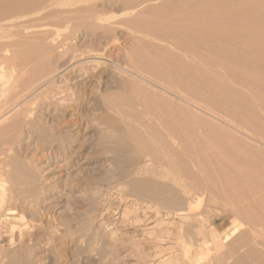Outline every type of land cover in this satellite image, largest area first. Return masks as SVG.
<instances>
[{"label": "rangeland", "instance_id": "obj_1", "mask_svg": "<svg viewBox=\"0 0 264 264\" xmlns=\"http://www.w3.org/2000/svg\"><path fill=\"white\" fill-rule=\"evenodd\" d=\"M0 1V7L3 5V8H0V70L3 69L6 72V78L0 82V264H160V261L165 262L164 264H168L167 262L170 259L163 261V255L167 253V249L168 253L172 252L171 254L174 255V258L171 259L172 264H186V261H190L187 257L183 259L184 256L182 255V251L186 248H190V254L192 256L196 253L197 255L206 253V255L203 254L201 256L200 264H264V113L259 112L263 111L264 108H262V105V107L259 108V105L257 108L261 110H258L255 108L254 104L253 106L251 105L252 103L249 105L248 101H250L251 98L247 97L249 94H245L247 89V91L250 92V97L252 93L256 92L263 93L264 96V90H262V88L264 89V52H262L264 51V0H205L209 5L213 3L208 9L209 11L204 10L207 14L209 13L208 15L211 14L209 17H212L211 19H207L208 15L205 14L206 12L204 13L201 11L203 12L202 14H204L201 15V17H204L203 19H206V21H202V18H200L202 20L199 19L200 23L197 21L196 23L190 21V23H194H192L194 25L192 29H195L193 32L194 36H191L192 33L189 35L190 33L188 34L187 32H184V34L182 31H179L176 24H174L173 19L174 15L178 14L176 13L178 11L180 13L179 15H182L180 18L184 15L188 16L187 12H189L191 8L189 9L187 7L192 6V4H189V2L191 3V0L188 2L189 6L185 4L187 1L185 3L180 2L185 0H171L173 2L170 0H158L159 2L157 0H139L140 2L138 0H132L131 4L129 2L130 0H96V2L95 0H57V3L53 2L54 0H50V2L49 0H43L42 3H39L41 0H37L39 2H35L36 4L31 3L33 0H29L31 5L28 4L30 7L29 5L27 6L25 0H20L21 2H26V5L24 3V8H22L23 3L21 4V2L19 6L16 5L17 3L19 4V2H17L18 0H13L14 3L10 0L11 5L8 0L9 6L5 4L7 3V0H5V2L4 0ZM83 1H86L85 5ZM90 1L93 4L89 3ZM155 1L158 4L162 3V6L160 4L157 5ZM192 1H194L195 4L199 3V0ZM202 1L203 2L201 3L200 0V4L205 3L204 0ZM222 2L225 3L221 4ZM181 3H183V5ZM261 3L263 6H261ZM13 4L17 7L15 8ZM179 4L180 6L177 7ZM195 4L192 6V9L200 5L196 4L195 6ZM76 5H79L81 8H78ZM83 5L86 6V9ZM245 5L250 6H247L245 9ZM20 6H22L21 10H19ZM25 6L27 7L25 8ZM169 6L170 8L172 6V10L167 8ZM10 7L14 9L12 10ZM155 7L157 8V11ZM241 7L244 11H242ZM151 8L152 10L154 9L156 13L150 10ZM160 8L161 10H158ZM173 8L175 11H173ZM6 9L7 11L9 9L10 12H6ZM75 9L77 11H75ZM78 9L81 11L79 10V12ZM90 9H92V13L90 12ZM176 9L178 10L176 11ZM144 10L146 13L143 12ZM164 10L167 13H165ZM158 11H161L160 13L162 14ZM79 13H82V15L79 16ZM153 13H155V16ZM53 14H56L57 16ZM74 14H77L80 18ZM131 15L132 18H130ZM143 15H146V21H148L146 17H150V21L152 20L151 25L146 24V21L142 19H139L143 21L139 22L141 24L137 23L139 20L135 21V18H144ZM150 15H152L153 19H151ZM169 15H172V17ZM158 16H168L171 18L168 20L164 17L165 20L167 19V22L165 23V20L160 17L158 18ZM125 17L127 18L125 19ZM128 17L130 20H134L135 24L140 25L142 29L145 28L148 33L145 29L144 31L142 29L139 30L140 27L137 26V28L139 27V31H137L136 27L134 30H136L139 35H133L135 31H132L133 25L131 29L129 28L131 24L129 23L130 20L128 21ZM183 18L182 19L185 21L186 17ZM159 19H163L164 21H162L164 23ZM154 20L158 22H154L156 25L153 23ZM62 22L63 24L66 23L67 26L62 25ZM130 22L134 24L133 21ZM203 22H207L211 31H214L212 29H220L223 24L224 27H229L227 29H230L231 32H229L230 34H228L227 37L219 34V36H217V34L212 32L211 33L214 34L213 36L212 34L211 36L209 34L203 37L201 34L195 33V31L197 32L196 29L198 26ZM237 22L239 24H237ZM126 23L128 24V28L125 26ZM142 23L144 25L146 24V26L143 27L144 25ZM184 23L187 24V22ZM240 23L243 25H251L252 30L250 27V31L248 32H255L254 39L257 37V41L255 40L254 42L249 39L253 34L250 35V33H246L249 34L247 39L246 37L248 35L245 36V33L242 31L238 32L242 26ZM186 24L182 26L184 27ZM192 24L191 26H193ZM169 25L173 29L170 28ZM64 26H66V28ZM152 26L153 28L155 26L158 27V30L155 29V27V31ZM159 26L161 28L163 26V29ZM182 26H180V28L184 29L185 27L182 28ZM166 28H169V30ZM151 30H153V32H149ZM145 32L149 37L146 36ZM143 33L145 36H140L143 35ZM155 34L159 36L160 39H158L159 37L157 38ZM182 34H184L183 39L179 36L178 38H174V40L179 39L178 41H182L181 43L173 40V37L176 35L182 36ZM186 34L189 35H187V39H185ZM259 34H262V36L259 37ZM151 35L154 36L150 37ZM196 35H198L197 37L199 39L196 38V40H194ZM135 36H137V40ZM144 37H146V39ZM218 37L220 38L217 39ZM150 38L152 40H150ZM161 38L164 40L163 42H161ZM147 39H149L150 42H148ZM189 39H193L192 41H196V43H192ZM203 39L206 42H202L204 41ZM206 39L209 42H207ZM219 40L221 41L219 42ZM168 42L172 45L170 44L171 46H166ZM175 42L178 43L175 44ZM198 42L202 44L200 47H198L200 45ZM148 43H150V48L148 47ZM154 43H157L158 45H155ZM184 43L187 48L184 47ZM197 43L199 45H194ZM205 43H208V46ZM152 44L153 46H151ZM160 44H165V47H161ZM180 44L181 47H179ZM224 44L227 48L223 46ZM175 45L177 50L179 48H184L186 54L188 53L190 55L192 53V55H190L192 57H188V61L190 60V62H192L195 60L193 55L195 56L198 51V54L195 57L198 58L201 56L199 58L202 60L207 57L205 63L213 62L215 65L208 63L205 65V60H203V62L202 60H199L204 68L201 67L199 62L198 64H200V66L197 63H192L191 65L189 62L190 64H186L187 68L189 66L193 69L194 67L192 68V66L195 64L196 67L198 65L200 69L202 68L205 71H203L204 73L199 72V74L197 73L195 75L193 73L196 77L198 75V79L194 77L196 80L195 82L193 81L194 79L191 78V76H193L192 73L188 75L190 68H188L189 70L185 67L183 68L184 70L181 69V67L185 65L187 59L185 60V57L182 56L183 60H185L183 62L182 57H179L178 52L181 49L174 52L176 51L173 50ZM188 46L190 47V53L189 50L188 52L186 50L189 48ZM156 47H161L163 50L159 49L158 51V48ZM167 47L171 48H168V50ZM192 47L195 49L194 52H192ZM165 48L167 50H165ZM133 49L137 50V52ZM138 49L141 50L142 54L139 53L140 50L138 51ZM196 49L198 50L196 51ZM129 50H132L133 52H130ZM145 50L147 57H149V59H147L149 62L150 59L152 60L154 57L153 63H149L146 60V56V58L143 57L146 54H144ZM184 50L182 51L184 52ZM200 50H202V53ZM27 51H31L32 53L35 52L37 54L35 55L34 53L33 55L31 52L29 53ZM164 51V56L166 55V57L161 53ZM182 51H180V53ZM220 52L224 55L226 54L228 59L221 56L222 54ZM176 53L178 58L181 59V62L183 63L182 65L180 61V63L178 62V58H176L175 61L172 56H176ZM228 53L230 55H228ZM137 54H141V57H138ZM186 54H184V56L187 58L189 55ZM31 55L34 57V60ZM79 55H81V57ZM133 55L135 59L133 58ZM36 56L40 58L35 59ZM124 56L128 57V60L130 61ZM233 56L238 58L235 59ZM159 57H161V62L158 61ZM209 57L212 58L209 59ZM219 57L222 58L220 59ZM155 58L157 59L155 60ZM132 59H134V62ZM215 59L218 64L215 62ZM88 60L91 62L89 61L86 63L85 61ZM228 60L229 63H227ZM258 60L260 63H258ZM125 61L127 62L126 64L124 63ZM143 61L146 64L148 63V68ZM162 61L167 63L162 64ZM130 62L135 66L132 63L130 65ZM154 62H159V68L157 64L154 66ZM170 62L173 64L171 65ZM175 62H178L179 65L177 66L179 68H175V65L177 64H175ZM142 64H144V67ZM167 64L168 66H166ZM213 65L217 67V71L215 72V67L212 68ZM151 66L152 68L155 67L157 69H152ZM210 66L214 69L213 71ZM169 67L171 68L168 69ZM140 68L146 74L142 70L140 71ZM160 68L162 71L159 70V75H157L156 71ZM153 70L154 72H152ZM178 70H181V72L185 71V73L189 72L187 74L182 73L183 76ZM163 71H167L168 75L167 72L164 73ZM211 71L212 74H216V72L220 71L216 75L217 77H220L221 80L223 79L224 83L219 79L222 83L221 84L219 81V83L216 82L218 83L217 85H222L218 86L219 88L217 85L216 87L213 85L212 79L205 77L208 76ZM178 72H180V76L178 75ZM221 72L222 75L219 74ZM161 73L166 75V77L169 76L170 79H167L166 77L164 78ZM223 73L225 74V79ZM143 74H145V76ZM152 74H156L159 78L157 79V77ZM172 74H174L175 77H173ZM200 74L202 77L206 78L204 79L205 81L208 79L206 82H211V80L212 82L206 84L205 81L203 79L202 81L201 77H199ZM203 74H205V76H203ZM258 77L262 79L260 80ZM228 79L230 80L229 83L232 82V86L230 84L228 87H225V85L227 86ZM63 80L64 83L62 82ZM190 80L192 82H190ZM183 81L186 84H183ZM163 82L164 84H161ZM169 82H172L170 84L174 85L170 86ZM203 82L205 83L204 87L202 85ZM243 82L246 86H244ZM158 83H160V85H158ZM240 83L243 85L240 86ZM198 85H200L199 88ZM235 85H239L241 88L244 86L242 89L245 91H239L241 88ZM234 86L235 88L237 87V90H235ZM140 87L142 88L141 91L147 88L145 89L147 93L145 90L141 92L139 90ZM170 87L172 89H170ZM213 87L215 88L213 89ZM189 88L192 89V92ZM205 88L207 89L205 90ZM222 88L228 91L225 92ZM231 88H233L232 91L229 90ZM61 89L63 90L61 91ZM211 89H213V91ZM223 91L226 98L225 95H223L224 97L222 96V100L227 101L228 99L227 102L219 99L221 98ZM54 92L55 95L53 94ZM237 93L239 96L235 95ZM232 96L233 98H230ZM150 97H153V99L151 100ZM147 98L149 99L147 100ZM245 98H247L246 100H248V104L246 101L244 102ZM212 99H214V101ZM234 99H238L244 104ZM140 100L143 101L141 102ZM146 100L148 101V108L152 110V112L147 109L144 113L143 107H147V105L143 106V104H147ZM155 100L160 101L161 103L155 102ZM164 100L165 102H163ZM230 100L232 102H229ZM163 103L165 106H163ZM227 103H233L232 106H235L232 107L231 104L227 105ZM151 105H153V107ZM239 105L242 106L240 108L236 107ZM159 106H163L164 108ZM154 107L156 109H153ZM160 108L161 110L164 109L162 110L163 113ZM141 109L143 110V113L138 115V113L142 111ZM225 109H231V112L227 110V114ZM234 109L238 113L240 112L239 117H237L238 114H236L237 112ZM239 109L240 111H238ZM153 110L156 111L153 112ZM244 110L248 113L244 112ZM148 111L151 112L152 115ZM164 111H166V113ZM234 111L236 113H234ZM155 112L158 114L156 117L162 116L160 117L162 118V121L166 120L169 122H167V125L169 126L170 124V128L173 126V129L175 130L171 133L173 129H171V132L169 131L170 128H167L166 121H163L165 123L164 125L161 119L159 117L157 118L160 119L162 126H167L166 130L170 132L171 135H174V133H176V135L180 134L179 140L183 137V140L186 142L182 141V139L180 142L177 138L175 139L174 136H172L174 138L167 136L170 135L168 132V134L165 135V128L164 126H160L161 123L156 119L154 115ZM242 112H244V116L242 115L244 118L241 116ZM143 114L144 117L147 115V119L143 117ZM233 114L235 117L232 116ZM250 115L252 118L249 117ZM152 116L154 117L152 118ZM169 116L170 118L167 119ZM148 117H150V119ZM171 117H173L174 120ZM179 118L182 119V121L179 120ZM169 119L172 120L170 121ZM187 119L190 120H188L190 125ZM239 119H241L242 124ZM173 122L177 124L175 125L176 127ZM177 122H181L179 123V126ZM246 123H248L247 126ZM140 124L142 125L140 126ZM182 125L185 126L183 127ZM147 126L148 128H144ZM190 126L192 130L194 129L193 132L190 129ZM140 127L142 129L144 128L143 130L149 129L151 131L149 132L150 135L152 132L153 135L156 133L157 135L155 138H158V141L153 138V136H150L147 131H143ZM177 127L178 130L179 127L180 129L182 128V130H179L180 133L176 130ZM133 128H137L138 130L135 129V132ZM250 130L252 131L250 132ZM138 131L142 133L139 134L140 136L138 135ZM187 131L191 132H188V134L185 135ZM223 132L224 134H222ZM193 133L196 135L194 136ZM159 135L161 137H158ZM209 135H211L212 138L211 136L209 137ZM216 135L219 136L217 137ZM185 136L187 138H185ZM149 137L150 139L153 138L154 141L156 140L159 143L158 145L161 144L160 146H157L160 147L161 150L154 146L156 143L153 140L154 144H151V147L154 146L155 150H150L152 149L150 147V143L152 142L151 140H148ZM196 137L199 139L202 138V141L198 140L203 143H199V141L196 142ZM214 137L218 138V140H215L216 138ZM222 137H224V140ZM187 139H191V141H188ZM171 140L173 142H178L174 144ZM205 140L206 143H204ZM139 141H141V144ZM163 141L165 142L166 147L164 146ZM167 141L169 143H167ZM207 141H209L208 145ZM210 141H216L215 144H217L212 145L214 142L211 143ZM145 142H147V145ZM187 142L192 143L187 145ZM143 143L145 146H143ZM223 143H225L226 146L228 144V147H225ZM194 144L197 145L194 146ZM162 146H164L165 149ZM229 146L232 148V152H230L231 148H229ZM179 147H184L183 149L181 148L183 151ZM186 147L189 148V150ZM156 148L159 149V152ZM191 148H193V150ZM198 148H200V150H198ZM238 148L240 149L238 150ZM144 149L146 152H144ZM178 149L181 151L179 152ZM201 149H205L204 155L202 154L204 151ZM234 149L236 153L233 152ZM245 149H247V151ZM208 150L212 152V154ZM192 151H195L196 156ZM199 151L202 152L199 153ZM183 152L187 153L184 155ZM191 152L194 155L191 154ZM221 152H229L228 154L225 153L228 157L224 154L221 155ZM237 152H240V154ZM162 153L164 156L166 155L165 158ZM173 153L176 155L178 154L179 157ZM159 154L161 155L159 156ZM215 154L217 155L215 156ZM181 155L182 157H180ZM220 155L221 157H219ZM232 155L235 156L233 157ZM244 155L247 156L244 157ZM192 156L194 158L196 157V159L194 160ZM199 156H202L201 159ZM238 156L240 158H238ZM248 156L252 158L255 157L251 159ZM155 157L159 160L158 162L156 159L158 163L156 162ZM176 157L179 159H176ZM209 157L212 159V162ZM259 157L262 158L263 162L260 161L261 159ZM160 158L163 159V163ZM207 158H209L208 161H206ZM228 158H232V161L229 159V162L231 161L230 163H233L234 165L228 163ZM244 158L247 159L244 160ZM168 160L169 164L167 162ZM181 160L183 161L181 162ZM186 160H188L189 163ZM241 160L242 162H240ZM200 161H203L205 165ZM221 161L222 164L224 163V166L221 164ZM170 162H173L174 166L172 165L173 163ZM178 162H181L184 166ZM185 162L188 167L191 165L189 169L191 171L185 170L188 169ZM195 162L198 163L195 164ZM199 162L204 166H201ZM207 162H209L210 167ZM236 162L238 164H235ZM226 164H230L231 167L225 166ZM169 165L171 167H169ZM206 165L207 168H205ZM251 165H253V168ZM256 165L261 166L257 167ZM172 167L174 168L172 169ZM226 167L227 169H225ZM180 168L182 170L185 168V172L183 173ZM177 171H179V173ZM204 172L206 174L209 173L210 177L205 175ZM220 172H222V174ZM226 172L231 175L226 174ZM252 172L253 175H251ZM217 174H220L219 177ZM223 174L226 175V179ZM221 175L223 177H221ZM205 176H207L208 180ZM246 176L247 179L249 178L248 180L246 179ZM192 178H194V181ZM239 178L240 180L242 178V180H238ZM255 178L256 180H253ZM217 179L219 180V183ZM221 179H223V181ZM224 179L228 182L224 181ZM235 179L238 182L234 181ZM211 180L214 182V185H210L213 183ZM196 181L200 183H196ZM215 181L217 185L215 184ZM230 181L231 185L229 184ZM232 181L235 182L234 186ZM194 183L199 185L197 186ZM207 183L208 185L206 187L205 184ZM236 184L239 186L243 184L246 185L239 187ZM248 184L250 186L252 184V187ZM254 185L257 188L254 187ZM188 186H190V188H188ZM244 186L245 188H243ZM250 189H252V193ZM254 189L256 190V193H253L255 192ZM216 190L218 192H216ZM261 194L263 195L261 196ZM259 200L263 204L258 203ZM247 205L253 207L256 205L255 208H257V210L253 207L250 208L251 206L248 207ZM260 207L262 208L259 209ZM246 210L249 211L247 212ZM258 211L259 213H257ZM260 222H263V224L261 223L263 227ZM259 227L262 228V230L259 229ZM240 240L241 242H239ZM213 244L217 245L218 250H216L217 247L213 246ZM210 245L212 249L210 248ZM209 249L211 251L210 253ZM203 256L205 258L208 257V259L206 258L204 261L205 258ZM236 256L238 257L237 260H235ZM174 259L176 261L173 262Z\"/></svg>", "mask_w": 264, "mask_h": 264}, {"label": "bare ground", "instance_id": "obj_2", "mask_svg": "<svg viewBox=\"0 0 264 264\" xmlns=\"http://www.w3.org/2000/svg\"><path fill=\"white\" fill-rule=\"evenodd\" d=\"M9 1H10V0H9ZM9 1L7 0V1H6L7 3H5V4L8 5V4L10 3V5H11V1H13V0H11L10 2H9ZM21 1H23V0H21ZM21 1H20V0L17 1V2H19V4L15 1V2L17 3V4L15 3V4L19 6ZM25 1L27 2V6H28V5L30 4L29 0H28V1L25 0ZM30 1H32V0H30ZM39 1H40V0H39ZM39 1H37V0L34 1V0H33V2H31V3L36 4V3H38ZM42 1H43V0H41L39 3H42ZM47 1H48V0H47ZM51 1H52V0H51ZM56 1H57V0H54L53 2L57 3ZM88 1H89V0H88ZM92 1H93V0H92ZM122 1H123V0H122ZM124 1H125V0H124ZM138 1H139V0H138ZM138 1H137V3H138ZM145 1H146V0H145ZM157 1H158V0H157ZM168 1H169V0H168ZM170 1H171V0H170ZM176 1H179V0H176ZM186 1H187V3H185ZM195 1H197V0H195ZM204 1H205V0H204ZM207 1H208V0H207ZM211 1H212V0H211ZM221 1H224V0H221ZM0 2H1V1H0ZM4 2H5V0H4ZM4 2H2V3H4ZM8 2H9V3H8ZM26 2H21V4L23 3V4H22L23 7L20 6L19 10H21V7L24 8V3H25V5H26ZM35 2H36V3H35ZM44 2H45V1H44ZM49 2H50V0H49ZM58 2H59V1H58ZM83 2H84V1H83ZM85 2H86V1H85ZM85 2H84V5L86 4ZM95 2H96V0H95ZM129 2H130V4H131L132 0H130ZM139 2H140V1H139ZM147 2H148V1H147ZM155 2H156V1H155ZM158 2H159V1H158ZM162 2H164V1H162ZM171 2H173V1H171ZM180 2H184L187 6H189V5H188L189 0L180 1ZM192 2H194V1L191 0V3L189 2V4H192V6H194L195 2H194V3H192ZM202 2H203V1L201 0V3H202ZM216 2H217V1H216ZM13 3H14V1H13ZM28 3H29V4H28ZM76 3H77V2H76ZM76 3H75V4H76ZM81 3H82V2H81ZM81 3H80V4H81ZM89 3H91V1H90ZM144 3H146V2H144ZM156 3H157V2H156ZM164 3H165V2H164ZM166 3H168V2H166ZM169 3H170V2H169ZM210 3H211V2H210ZM223 3H225V2H222L221 4H223ZM15 4H13L14 7H15ZM51 4H52V3H51ZM53 4H54V3H53ZM68 4H69V3H68ZM73 4H74V3H73ZM91 4H93V3H91ZM126 4H127V3H126ZM151 4H153V3H151ZM159 4H160V3H159ZM159 4L157 3V5H159ZM161 4H162V3H161ZM161 4H160V5H161ZM173 4H174V3H173ZM176 4H177V3H176ZM181 4L183 5V3H181ZM196 4H197V3H196ZM196 4H195V6H196ZM198 4H200V0H199V3H198ZM198 4H197V5H198ZM212 4H213V3H212ZM212 4H210V5H212ZM30 5H31V4H30ZM30 5H29V7H30ZM32 5H33V4H32ZM39 5H40V4H39ZM69 5H70V4H69ZM84 5H83V7L85 8L86 6H84ZM128 5H129V3H128ZM153 5H154V4H153ZM163 5H164V4H163ZM167 5H169V4H167ZM210 5H209L208 2H206V1H205V3L198 5L196 8L194 7L193 9H192V6L190 5L191 7H187V8H189V9L191 8V9H190V10H189V9H186V10H189L190 13L187 12V13H188V16H185V15L183 16V17H186L185 21L183 20V19H184L183 17H182L183 19L180 18V16H182V15H179V14H180L179 11L176 12V13H178V14L174 15V17H173V19H174V24H176V27L178 28L179 31H182V33L187 32L188 34L190 33L189 35H191V33H192L191 36H194V33H193V32H194L195 29H194V30L192 29V27H194V25H193L194 23H193V22L196 23V21H197L198 23H200L199 19H200V18H202V19L204 18V17H201V15H204V14H202V13L204 12V10L209 11L208 9H209ZM259 5H260V4H259ZM0 6H1V5H0ZM4 6H5V5H4ZM8 6H9V5H8ZM27 6H25V8H26ZM34 6H37V5H34ZM34 6H32V7H34ZM76 6H77V5H76ZM81 6H82V5H81ZM90 6H91V5H90ZM154 6H156V5H154ZM154 6H153V7H154ZM161 6H162V5H161ZM161 6H160V7H161ZM179 6H180V4H179L177 7H179ZM247 6H250V5H247ZM247 6H246V5L244 6L245 9H246ZM261 6H263L262 3H261ZM12 7H13V6H12ZM12 7H10V8H12ZM16 7H17V6H16ZM16 7H15V8H16ZM77 7L79 8L80 6L78 5ZM88 7H89V6H88ZM151 7H152V6H151ZM157 7H158V6H157ZM181 7H182V6H181ZM242 7H243V6H242ZM242 7H241V9H242V11H244V9H243ZM0 8H3V5H2V7H0ZM6 8H8V7H6ZM10 8H9V9H10ZM62 8H63V7H62ZM72 8H75V7H72ZM80 8H81V7H80ZM91 8H92V7H91ZM155 8H156V7H155ZM165 8H166V5H165ZM165 8H164V9H165ZM167 8H170V6L167 7ZM171 8H172V6H171ZM171 8H170V10H172ZM175 8H176V7H175ZM183 8H184V7H183ZM183 8H179V9H183ZM260 8H261V7H260ZM263 8H264V7H263ZM9 9H8V11L10 12L11 9H10V10H9ZM13 9H14V8H12V10H13ZM68 9H69V7H68ZM85 9H86V8H85ZM87 9H88V8H87ZM184 9H185V8H184ZM16 10H17V9H16ZM22 10H23V9H22ZM58 10H59V9H58ZM79 10H80V9H78V11H79ZM91 10H92V9H90V12H91ZM145 10H147V9H145ZM145 10H144L143 12H145ZM150 10H152V8H151ZM158 10H161V8L158 9ZM167 10H169V9H167ZM177 10H178V9H176V11H177ZM1 11H2V10H1ZM8 11H7V9H6V12H8ZM73 11H74V10H73ZM75 11H77V10L75 9ZM80 11H81V10H80ZM80 11H79V12H80ZM83 11H84V10H83ZM85 11H86V10H85ZM93 11H94V9H93ZM152 11L155 12L154 9H153ZM156 11H157V8H156ZM164 11H165V10H164ZM173 11H175L174 8H173ZM201 11H203V12H201ZM206 11H205V12H206ZM239 11H241V10H239ZM242 11H241V12H242ZM2 12H3V11H2ZM12 12H14V11H12ZM17 12H18V10H17ZM54 12H55V11H54ZM58 12H59V11H58ZM65 12H66V11H65ZM139 12H140V11H139ZM139 12H138V14H139ZM149 12H150V11H149ZM149 12H148V13H149ZM158 12L160 13L161 11H158ZM158 12H157V13H158ZM205 12H204V13H205ZM62 13H63V11H62ZM71 13H72V12H71ZM74 13H75V12H74ZM87 13H89V12H87ZM91 13H92V12H91ZM91 13H89V14H91ZM145 13H146V12H145ZM151 13H152V12H151ZM155 13H156V12H155ZM155 13H153L154 16H155ZM165 13H167V12L165 11ZM165 13H164V14H165ZM171 13H172V12H171ZM174 13H175V12H174ZM182 13H183V12H182ZM182 13H181V14H182ZM184 13H185V12H184ZM8 14H9V13H8ZM12 14H13V13H12ZM63 14H64V13H63ZM79 14H80V13H79ZM83 14H84V13H83ZM93 14H94V12H93ZM136 14H137V11H136ZM140 14H142V13H140ZM160 14H162V13H160ZM205 14H207V12H206ZM208 14H209V13H208ZM208 14H207V15H208ZM10 15H11V14H10ZM53 15H56V14H53ZM64 15H65V14H64ZM71 15H72V14H71ZM74 15H77V14H74ZM81 15H82V13H81L79 16H81ZM85 15H86V13H85ZM85 15H84V16H85ZM87 15H88V14H87ZM91 15H92V14H91ZM91 15H90V16H91ZM95 15H96V13H95ZM128 15H129V14H128ZM133 15H135V14H133ZM148 15H149V14H148ZM172 15H173V14H172ZM172 15H169V16L172 17ZM210 15H211V14H210ZM210 15L207 16V17H208L207 19H209V18L211 19L212 16L209 17ZM56 16H57V15H56ZM79 16L77 15L78 18H80ZM92 16H94V15H92ZM135 16H137V15H135ZM139 16H141V15H139ZM145 16H146V15H143L144 18H141V17L135 18V21H138L139 19L145 20ZM150 16H151V19H153L152 15H150ZM160 16H161V15H160ZM160 16H158V18H159ZM162 16H163V15H162ZM71 17H72V16H71ZM164 17L167 18L168 20H169V18H171V17H168V16H167V17L164 16ZM164 17H160V18H163V19H164ZM56 18H57V17H56ZM59 18H60V17H59ZM123 18H124V17H123ZM123 18H122V19H123ZM126 18H127V17H125V19H126ZM130 18H132V15H131ZM130 18L128 17V21L130 20ZM148 18H149V19H148ZM148 18L146 17V19H147L148 21H150V17H148ZM156 18H157V16H156ZM205 18H206V17H205ZM53 19H54V18H53ZM62 19H63V18H62ZM62 19H61V20H62ZM64 19H66V18H64ZM154 19H155V18H154ZM163 19H159V20L162 21ZM167 19H166V20H167ZM181 19H182V20H181ZM202 19H200V20H202ZM58 20H59V19H58ZM58 20H56V21L59 22ZM156 20H157V19H156ZM164 20H165V19H164ZM164 20H163V21H164ZM166 20H165V23L167 22ZM204 20L206 21V19H203L202 21H204ZM128 21H127V22H128ZM130 21H133V23L135 24L134 20L131 19ZM130 21H129V23L131 24V26H130L129 28L131 29V27H132V25H133V28H132L133 30H132V31H133V32H134V31L136 32V30H134V28H135V27L137 28V26L140 27V25L135 24V25H136V26H135V25L132 24ZM140 21H141V20H139L137 23H139ZM145 21H146V20H145ZM148 21H146V24L151 25L152 20L149 22L150 24L147 23ZM161 21H159V22H161ZM163 21H162V22H163ZM172 21H173V20H172ZM172 21H171V22H172ZM190 21H193V22L190 23ZM207 21H208V20H207ZM211 21H212V20H211ZM227 21H228V20H227ZM64 22H65V21H64ZM141 22H143V21H141ZM154 22H156V21L154 20L153 23H154ZM168 22H169V21H168ZM184 22H187V24L184 23ZM209 22H210V21H209ZM212 22H213V21H212ZM246 22H248V21H246ZM121 23H122V21H121ZM144 23H145V22H144ZM156 23H158V22H156ZM163 23H164V22H163ZM189 23H190V24H189ZM192 23H193V24H192ZM59 24H60V23H59ZM59 24H58V25H59ZM61 24H62V25H66V23L63 24V22H62ZM68 24H69V23H68ZM122 24H123V23H122ZM139 24H141V23H139ZM142 24H143V23H142ZM146 24H145V25L143 24V25H144L143 27H145ZM168 24H169V23H168ZM184 24H186V25L184 26V27L186 28V31H185V28L182 26V25H184ZM191 24H192L193 26H191ZM225 24H226V23H225ZM237 24H239V23L237 22ZM237 24H236V26H237ZM240 24H241L242 26H241V29H240L238 32L242 31L243 33H245V34H244L245 36L248 35V36L246 37V38L248 39L249 34H246V33H250V32H248V31H250V27H251V25H243L242 23H240ZM248 24H250V23H248ZM62 25H61V26H62ZM148 25H147V26H148ZM154 25H156V24L154 23ZM157 25H158V24H157ZM165 25H166V24H165ZM172 25H173V24H172ZM198 25H199V24H198ZM66 26H67V25H66ZM66 26H64V27L66 28ZM125 26H127V28H128V24H127V23H126ZM160 26H161V25H160ZM160 26H159V27H160ZM163 26H164V25H163ZM163 26H162V28H161V27H160V28L163 29ZM173 26H174V25H173ZM180 26H182V28H184V29H181ZM195 26H196V25H195ZM139 27H138V28H139ZM155 27H156V26H155ZM155 27H154V28H155ZM164 27H165V26H164ZM169 27H170V25H169ZM174 27H175V26H174ZM190 27H191V28H190ZM234 27H235V26H234ZM234 27H233V28H234ZM238 27H239V26H238ZM62 28H63V27H62ZM65 28H64V29H65ZM127 28H126V29H127ZM136 28H135V29H136ZM138 28H137V31H139L140 29H142V28L140 27L139 30H138ZM146 28H147V27H146ZM152 28H153V26H152ZM154 28H153V29H154ZM157 28H158V27H156L155 29H157ZM170 28H172V27H170ZM195 28H197V27H195ZM227 28H229V27H224V25L222 24V27H221L220 29H218V30H217V29H212V30H214V31L217 30V31L214 32V31H211V28H210V26L207 25V22H205V23L203 22V23H201V24L198 26V28L196 29L197 32L195 31V33H199V34H201L203 37L206 36V35H209V34H210V36H211L212 33L217 34V36L221 35V36H226V37H227V35L230 34L229 32H231L230 29H227ZM239 28H240V27H239ZM144 29H145V28H144ZM144 29H142V30L144 31ZM155 29H154V30H155ZM166 29L169 30V28H166ZM172 29H173V28H172ZM73 30H74V29H73ZM127 30H128V29H127ZM147 30H148V28H147ZM157 30H158V29H157ZM164 30H165V29H164ZM175 30H176V28H175ZM183 30H184V31H183ZM231 30H232V29H231ZM234 30H235V28H234ZM237 30H238V29H237ZM237 30H236V31H237ZM251 30H252V27H251ZM145 31H146V29H145ZM155 31H156V30H155ZM173 31H174V30H173ZM173 31H172V32H173ZM130 32H131V31H130ZM133 32H131V33H133ZM135 32L133 33V35H134V34H138V35H139L138 32H136V33H135ZM146 32H147V31H146ZM146 32H145V34H146ZM149 32H153V30H151V31H149ZM167 32H168V31H167ZM211 32H212V33H211ZM141 33H142V31H141ZM147 33H148V32H147ZM173 33H174V32H173ZM175 33H176V32H175ZM180 33H181V32H180ZM258 33H261V32H258ZM145 34L143 33V35H140V36H145ZM150 34H154V33H150ZM170 34H172V33H170ZM184 34H185V33H184ZM184 34H182V36H183ZM188 34H186V38H185V39H187V35H188ZM218 34H219V35H218ZM239 34H240V33H239ZM252 34H253V36H252L253 38L250 36L251 38L249 37V39H251L252 41L255 42V40L257 39V37H255V39H254V36H255L256 33H255V32H254V33H253V32L250 33V35H252ZM262 34H263V33H262ZM262 34H261V35L259 34V35H260L259 37H261ZM155 35H156V34H155ZM180 35H181V34H180ZM180 35H176L175 37H173V40H174V38H176V37L178 38V36H179L180 38L183 39L184 36L182 37V36H180ZM189 35H188V36H189ZM213 35H214V34H212V36H213ZM244 35H243V36H244ZM146 36H148V35L146 34ZM152 36H154V35H151L150 37H152ZM172 36H174V35H172ZM191 36H190V37H191ZM197 36H198V35H196V36L194 37V38H195L194 40H196V38L199 39ZM215 36H216V35H215ZM64 37H65V35H64ZM64 37H63V39H64ZM69 37H70V35H69ZM136 37H137V36H135V38H136ZM148 37H149V36H148ZM156 37L158 38L159 36L156 35ZM203 37H202V38H203ZM259 37H258V38H259ZM65 38H66V37H65ZM138 38H139V37H138ZM142 38H143V37H142ZM142 38H141V39H142ZM144 38L146 39V37H144ZM200 38H201V37H200ZM219 38H220V37H218L217 39H219ZM262 38H263V37H262ZM139 39H140V38H139ZM158 39H160V37H159ZM182 39H180V40H182ZM210 39H211V38H210ZM247 39H246V40H247ZM253 39H254V40H253ZM136 40H137V38H136ZM147 40H148V42H150L149 39H147ZM147 40H145V41H147ZM150 40H152V39L150 38ZM153 40H154V39H153ZM155 40H157V39H155ZM161 40H162V38H161ZM178 40H179V39H178ZM178 40L176 39V40H174V41H178ZM189 40H191V39H189ZM192 40H193V39H192ZM192 40H191V41H192ZM203 40H204V39H203ZM206 40H207V39H206ZM61 41H63V40H61ZM61 41H60V43H61ZM66 41H68V40H66ZM143 41H144V40H143ZM163 41H164V40H162L161 42H163ZM165 41H166V40H165ZM168 41H169V40H168ZM186 41H187V40H186ZM220 41H221V40H219V42H220ZM256 41H257V40H256ZM63 42H64V41H63ZM138 42H140V41H138ZM170 42H171V40H170ZM178 42L181 43L182 41H178ZM178 42H177V43H178ZM184 42H185V41H184ZM187 42H188V41H187ZM189 42H190V41H189ZM193 42H194V41H192V43H193ZM200 42H201V40H200ZM200 42H198V43H200ZM202 42H206V41L204 40V41H202ZM207 42H209V41L207 40ZM219 42H218V43H219ZM144 43H145V42H144ZM144 43H143V44H144ZM166 43H167V41H166ZM177 43L175 42V44H177ZM194 43H196V41H195ZM198 43H197V44H194V45H199ZM221 43H223V42H221ZM251 43H252V42H251ZM63 44H64V43H63ZM140 44H142V43H140ZM146 44H147V43H146ZM154 44H155V43H154ZM156 44H157V43H156ZM156 44H155V45H156ZM158 44H159V40H158ZM158 44H157V45H158ZM162 44H163V43H162ZM168 44H169V42H168ZM168 44H167L166 46H171V45H172L171 43H170L171 45H170V44L168 45ZM189 44H190V43H189ZM189 44H188V45H189ZM205 44H206V43H205ZM149 45H150V43H148V47H149ZM160 45H161V44H160ZM164 45H165V44H164ZM164 45H161V47H163ZM186 45H187V44H186ZM201 45H202V44L200 43V45H199L198 47H200ZM206 45L208 46V43H207ZM220 45H221V44H220ZM136 46H137V45H136ZM151 46H153V44H152ZM178 46H179V45H178ZM189 46H190V45H189ZM189 46H188V47H189ZM207 46H206V47H207ZM223 46H225V44H224ZM134 47H135V45H134ZM143 47H144V46H143ZM161 47H159V48L156 47V48H158V51H159V49H161ZM164 47H165V46H164ZM179 47H181V44H180ZM182 47H183V46H182ZM184 47H186V46H185V43H184ZM190 47H191V46H190ZM190 47H189L188 49H186L187 47L185 48V49L187 50V52H188V50H189V53H190ZM193 47H194V46H193ZM193 47H192V48H193ZM195 47H197V46H195ZM204 47H205V46H204ZM220 47H221V46H220ZM220 47H219V48H220ZM225 47H226V46H225ZM135 48H136V47H135ZM137 48H138V47H137ZM139 48H140V47H139ZM141 48H142V47H141ZM144 48H145V47H144ZM144 48H142V49H144ZM149 48H150V47H149ZM151 48H152V47H151ZM154 48H155V47H154ZM168 48H169V47H167V49H168ZM170 48H171V47H170ZM170 48H169V49H170ZM175 48H176V45L173 47V50H176V51H174V52H177L178 50L181 49V48H179V49L177 50V48H176V49H175ZM192 48H191V50H192ZM217 48H218V47H217ZM217 48H216V49H217ZM226 48H227V47H226ZM226 48H225V49H226ZM130 49H131V48H130ZM146 49H147V48H146ZM152 49H153V48H152ZM167 49L165 48V50H167ZM169 49H168V50H169ZM202 49H204V48H202ZM205 49H206V48H205ZM223 49H224V47H223ZM223 49H220V50H223ZM133 50H134V49H133ZM139 50H140V49H138V51H139ZM161 50H163V48H162ZM182 50H184V48L181 49L180 51H182ZM194 50H195V49L193 48V51H192V52H194ZM197 50H198V49H196V51H197ZM220 50H219V51H220ZM263 50H264V48H263ZM129 51H130V50H129ZM131 51H132V50H131ZM131 51H130V52H131ZM134 51L137 52V50H134ZM170 51H172V50H170ZM180 51L178 52L179 57H182V56H183V57H185V58H184L185 60L187 59V60H186L187 63L185 62V65H186V64L188 65V64H190V63H191V65H192V63H197V64H198L199 60H202L201 58H199V57H201V56L198 57L199 59H198L197 57H195V56L198 54V51H197V54H196L195 56L193 55V58H194L195 60L191 59V60H193L192 62H190V60L188 61V59H189L188 57H192V56H190V55H192V53H191L190 55L187 53L189 56H187V58H186V56H184V54H186V51L184 50L185 53L182 51L181 53H183V54H181ZM200 51H201V53H202V50H200ZM212 51H213V50H212ZM216 51H217V50H216ZM27 52H29V51H27ZM27 52H26V53H27ZM30 52H31V51H30ZM30 52H29V53H30ZM33 52H34V51H33ZM93 52H94V51H93ZM97 52H100V51H97ZM101 52H102V51H101ZM132 52H133V51H132ZM136 52H135V53H136ZM167 52H169V51H167ZM262 52H264V51H262ZM20 53H21V52H20ZM20 53H19V54H20ZM31 53H32V52H31ZM34 53H35V52H34ZM34 53H32V54L34 55ZM139 53H141V50H140ZM145 53H146V50L144 51V54H145ZM158 53H159V52H158ZM161 53H162V55L164 56L165 51H164V52H161ZM210 53H211V51H210ZM218 53H219V52H218ZM220 53H221V52H220ZM224 53H225V51H224ZM235 53H236V52H235ZM238 53H240V52H238ZM36 54H37V53H35V55H36ZM103 54H104V53H103ZM132 54H134V53H132ZM141 54H142V53H141ZM141 54H140V55L137 54V56H138V57H141ZM166 54H167V53H166ZM168 54H169V53H168ZM173 54H175V53H173ZM180 54H181V56H180ZM187 54H186V55H187ZM193 54H195V53H193ZM205 54H206V53H205ZM214 54H215V53H214ZM221 54H222L221 56H224L225 58H227L226 54H225V55H224L223 53H221ZM262 54H263V53H262ZM262 54H260V55H262ZM29 55H30V54H29ZM38 55H39V54H38ZM84 55H85V54H84ZM92 55H93V54H92ZM92 55H91V56H92ZM125 55H126V54H125ZM127 55H128V53H127ZM134 55H135V54H134ZM134 55H133V58H134ZM153 55H154V54H153ZM155 55H156V54H155ZM158 55H159V54H158ZM170 55H171V53H170ZM178 55H177V53H176V56H177V57L174 56V55H172V56L174 57L175 61H176V58H178ZM216 55H217V54H216ZM228 55H230V54L228 53ZM245 55H246V54H245ZM22 56H23V55H22ZM26 56H28V55H26ZM31 56H32V55H31ZM79 56L81 57V55H79ZM87 56H88V55H87ZM89 56H90V54H89ZM103 56H104V55H103ZM130 56H132V55H130ZM145 56L147 57V53H146L143 57H145ZM148 56H149V55H148ZM156 56H157V55H156ZM159 56H161V55H159ZM168 56H169V55H168ZM208 56H211V55H208ZM212 56L214 57L213 54H212ZM236 56H237V54H236ZM95 57H96V56H95ZM124 57H126V56H124ZM146 57H145V58H146ZM150 57H151V56H150ZM164 57H166V55H165ZM169 57H170V56H169ZM183 57H182V61L184 62L185 60H183ZM217 57H218V56H217ZM233 57H234V56H233ZM28 58H30V57H28ZM36 58H40V57H37V56H36L35 59H36ZM97 58H98V57H97ZM126 58H127V60H128V57H126ZM126 58H125V59H126ZM145 58H144V59H145ZM153 58H154V57H153ZM153 58H152V60L150 59V62L147 60V59H149V57H147L146 60H147L149 63H151V62L153 63ZM160 58H161V57H159V59H160ZM196 58H197L198 60H197ZM205 58L207 59V57H205ZM210 58H212V57H209V59H210ZM215 58H216V57H215ZM219 58L221 59L222 57H219ZM234 58H235V57H234ZM236 58H238V57H236ZM236 58H235V59H236ZM32 59L34 60V57H33V56H32ZM32 59L30 58V60H32ZM72 59H74V58H72ZM134 59H135V58H134ZM134 59H132L133 62H134ZM137 59H138V58H137ZM137 59H136V60H137ZM140 59H141V58H140ZM156 59H157V58H155V60H156ZM159 59H158V61L161 62V59H160V60H159ZM162 59H163V57H162ZM171 59H172V58H171ZM179 59H180V58L177 59L178 62H179V61L181 62V59H180V60H179ZM206 59L203 58V60H205L204 63L206 62ZM216 59H217V58H216ZM216 59H215V62L218 64V62L216 61ZM227 59H228V58H227ZM229 59H231V58H229ZM244 59H245V58H244ZM258 59H259V58H258ZM260 59H261V57H260ZM136 60H135V61H136ZM155 60H154V61H155ZM166 60H167V59H166ZM172 60H173V59H172ZM203 60H202V62H203ZM232 60H233V59H232ZM37 61H38V60H37ZM37 61H36V62H37ZM83 61H84V60H83ZM89 61H90V60L85 61V62L87 63V62H89ZM91 61H92V59H91ZM91 61H90V62H91ZM128 61H130V60H128ZM141 61H142V59H141ZM147 61H146V62H147ZM168 61H169V60H168ZM170 61H171V60H170ZM195 61H196V62H195ZM208 61H209V60H208ZM211 61H212V60H211ZM219 61H220V60H219ZM223 61H224V60H223ZM258 61H259V60H258ZM31 62H32V61H31ZM85 62H84V63H85ZM137 62H138V61H137ZM162 62H163V61H162ZM178 62H175V64L177 63V64L175 65V66H176L175 68H179V67L177 66V65H179ZM180 62H179V63H180ZM189 62H190V63H189ZM200 62H201V61H200ZM200 62H199V63H200ZM221 62H222V61H221ZM232 62H233V61H232ZM232 62H231V63H232ZM235 62H236V61H235ZM33 63H35V62H33ZM69 63H70V62H69ZM124 63L126 64L127 62L125 61ZM131 63H132V62H130V65H131ZM143 63H144V61H143ZM158 63H159V62H157V63L154 62V66H155L156 64L158 65ZM166 63H167V62H166ZM166 63L163 62L162 64H166ZM170 63H171V62H170ZM204 63H203V64H204ZM207 63H208V62H207ZM207 63H205V65H207ZM219 63H220V62H219ZM227 63H229V60H228ZM236 63H237V62H236ZM238 63H239V62H238ZM258 63H260V61H259ZM70 64H71V63H70ZM72 64H73V63H72ZM132 64H133V63H132ZM135 64H136V62H135ZM144 64H146V63H144ZM144 64H142L143 67H144ZM172 64H173V63H171V65H172ZM182 64H183V63L181 62V65H182ZM200 64H201V63H200ZM200 64H198V65L200 66ZM208 64H214V65H215V63H213V62H212V63L209 62ZM222 64H223V62H222ZM261 64H262V63H261ZM261 64H259V65H261ZM67 65H68V64H67ZM75 65H76V64H75ZM79 65H80V64H79ZM99 65H100V63H99ZM123 65H124V64H123ZM133 65H134V64H133ZM136 65L138 66V64H136ZM147 65H148V63H147L145 66H147ZM169 65H170V64H169ZM185 65H183L182 67L180 66L182 70H184V69H183L184 67L187 68V65H186V66H185ZM191 65H190V66H191ZM198 65H197V67H196L195 64H194V65L192 66V68L194 67L193 69H191V67L188 66V68H190V70L187 68V70L190 71V72L188 71L189 73L187 72L188 75H189L190 73H192V75H193V73H194V75L197 74V73L199 74V72H200V73H204L205 71L202 69V68H204V67H202V64H201V67H202L201 69H200V67H198ZM214 65H213L212 68L215 67ZM224 65H225V64H224ZM229 65H230V64H229ZM229 65H228V66H229ZM126 66H127V65H126ZM134 66H135V65H134ZM137 66H136V67H137ZM139 66H140V64H139ZM160 66H161V65H160ZM164 66H165V65H164ZM166 66H168V64H167ZM166 66H165V67H166ZM218 66H219V65H218ZM225 66H226V65H225ZM257 66H258V65H257ZM75 67H76V66H75ZM94 67H95V66H94ZM97 67H98V66H97ZM149 67H150V65H149ZM161 67H162V66H161ZM172 67H173V66H172ZM195 67H196L197 70L195 69ZM66 68H67V67H66ZM98 68H99V67H98ZM124 68H125V67H124ZM147 68H148V66H147ZM151 68H152V66H151ZM158 68H159V65H158ZM170 68H171V67H169L168 69H170ZM210 68H211V66H210ZM210 68H208V69L211 70L212 68H211V69H210ZM216 68H217V67H215V70L212 69V71H213V70H214V72L217 71ZM127 69H128V67H127ZM137 69H138V68H137ZM152 69H157V68L154 67V68H152ZM199 69H200V70H199ZM225 69H226V68H225ZM228 69H229V68H228ZM135 70H136V69H135ZM141 70H142V69L140 68V71H141ZM146 70H150V69H146ZM159 70H161V68L158 69V70L156 71V72H157V75H159V73H158V72H160ZM163 70H164V69H163ZM165 70H166V68H165ZM175 70H176V69H175ZM205 70H206V69H205ZM209 70H208V71H209ZM223 70H224V69H223ZM137 71H138V70H137ZM137 71H136V73H137ZM142 71H143V70H142ZM161 71H162V70H161ZM167 71H168V70H167ZM167 71H165V72H167ZM178 71L181 72V70H178ZM185 71H186V69H185ZM185 71H184V72H181V74H182V73H185ZM203 71H204V72H203ZM212 71H211V73L208 74V76H205L206 73L203 74V76H205V77L208 78V79H209V78L212 79V80H213V85L216 87V85H217V84L220 82V80H221L220 77H217V75H216V74H217L218 72H220V71L216 72V74H215V73L212 74ZM224 71H225V70H224ZM132 72H133V70H132ZM143 72H144V71H143ZM147 72H148V71H147ZM152 72H154V70H153ZM152 72H149V73H152ZM156 72H155V73H156ZM163 72H164V71H163ZM165 72H164V73H165ZM174 72H175V71H174ZM180 72H178V75H179ZM209 72H210V71H209ZM84 73H85V72H84ZM144 73H145V72H144ZM149 73H148V74H149ZM187 73H185V74H187ZM227 73H229V72H227ZM260 73H261V72H260ZM134 74H135V73H134ZM145 74H146V73H145ZM145 74H143V75L145 76ZM148 74H147V75H148ZM161 74L163 75V73H161ZM174 74H175V73H174ZM174 74H172L173 77H175ZM210 74H212V75H210ZM219 74L222 75V72L219 73ZM219 74H218V76H219ZM223 74H224V73H223ZM263 74H264V73H263ZM152 75H153V74H152ZM157 75L155 74V75H153V76L157 77ZM167 75H168V72H167ZM176 75H177V74H176ZM178 75H177V76H178ZM182 75H183V74H182ZM188 75H187V76H188ZM194 75L191 76V78L194 79L193 81L196 82V80H195V78H194V77H196V76H194ZM206 75H207V74H206ZM232 75H233V74H232ZM148 76H149V75H148ZM163 76H164V78L166 77V75H163ZM179 76H180V75H179ZM179 76H178V77H179ZM183 76H184V75H183ZM245 76H246V75H245ZM245 76H244V77H245ZM248 76H249V75H248ZM262 76H263V75H262ZM262 76H261V77H262ZM139 77H141V76H139ZM170 77H171V76H170ZM197 77H198V75H197ZM197 77H196V79H198ZM199 77H201V80H202V79H203V80L206 79V78L202 77L201 74L199 75ZM222 77H223V76H222ZM222 77H221V78H222ZM227 77H229V76H227ZM231 77H232V76H231ZM242 77H243V76H242ZM246 77H247V76H246ZM259 77H260V76H259ZM259 77H258V78H259ZM5 78H6V72H5L3 69H1V70H0V82L3 81ZM143 78H144V77H143ZM145 78H147V77H145ZM149 78H150V76H149ZM158 78H159V76L157 77V79H158ZM161 78H162V77H161ZM166 78H167V79H170L169 76L166 77ZM179 78H180V77H179ZM184 78H185V77H184ZM232 78H233V77H232ZM254 78H255V77H254ZM254 78H253V79H254ZM262 78H263V77H262ZM262 78H259V79L261 80ZM151 79H152V78H151ZM153 79H154V78H153ZM162 79H163V78H162ZM167 79H166V81H167ZM175 79H176V78H175ZM208 79H207V80H208ZM219 79H220V80H219ZM224 79H225V74H224ZM229 79H230V78H229ZM229 79H228V81H227L228 83H229V81L231 80V79H230V80H229ZM60 80H61V79H60ZM146 80H147V79H146ZM160 80H161V79H160ZM172 80H173V79H172ZM179 80H180V79H179ZM184 80H187V79H184ZM199 80H200V78H199ZM201 80H200V82L202 83L203 80H202V81H201ZM207 80H206V81H207ZM212 80H211V82H212ZM242 80H243V78H242ZM245 80H246V78H245ZM256 80H257V77H256ZM5 81H6V80H5ZM147 81H148V80H147ZM149 81H150V80H149ZM154 81H155V80H154ZM157 81H158V80H157ZM166 81H165V82H166ZM188 81H189V78H188ZM197 81H198V80H197ZM204 81H205V80H204ZM206 81H205L206 84H207V83H209V84L211 83L210 81H209V82H206ZM214 81H215V84H214ZM218 81H219V82H218ZM221 81H223V79H222ZM243 81H244V80H243ZM263 81H264V78H263ZM59 82H60V81H59ZM62 82L64 83V80H63ZM159 82H161V81H159ZM172 82H173V81H172ZM172 82H169V84L172 83ZM175 82H177V81H175ZM181 82H182V81H181ZM185 82H187V81H185ZM190 82H192V81L190 80ZM216 82H218V83H216ZM251 82H252V81H251ZM260 82H261V81H260ZM148 83H150V82H148ZM177 83H178V82H177ZM187 83H188V82H187ZM205 83L203 82V84H202L203 87H204ZM220 83H221V82H220ZM223 83H224V81H223ZM228 83H227V86L225 85V87H228L232 82L229 83V84H228ZM246 83H247V82H246ZM257 83H258V82H257ZM262 83H263V82H262ZM161 84H164V82L161 83ZM167 84H168V82H167ZM181 84H182V83H181ZM183 84H186V83H184V81H183ZM189 84H190V83H189ZM221 84H222V83H221ZM221 84L217 85V87L220 86ZM240 84H241V83H240ZM243 84H244V86H246V84H245L244 82H243ZM243 84H241L240 86H242ZM248 84H250V83H248ZM248 84H247V85H248ZM57 85H58V83H57ZM59 85H60V83H59ZM158 85H160V83H158ZM165 85H166V83H165ZM171 85H174V84H170V86H171ZM177 85H178V84H177ZM177 85H176V86H177ZM2 86H3V85H2ZM166 86H167V85H166ZM176 86H175V87H176ZM179 86H180V84H179ZM184 86H185V85H184ZM191 86H192V84H191ZM199 86H200V85H198V88H199ZM207 86H208V85H207ZM207 86H206V87H207ZM211 86H212V85H211ZM221 86H222V85H221ZM231 86H232V84H231ZM231 86H230V87H231ZM235 86L239 87V85H235ZM235 86H234V88H235ZM244 86H243V87H244ZM252 86H253V85H252ZM255 86H256V85H255ZM64 87H65V86H64ZM135 87H136V86H135ZM162 87H163V86H162ZM186 87H187V85H186ZM209 87H210V85H209ZM215 87H213V89H214ZM237 87H236V88H237ZM243 87H242V88H243ZM249 87H250V86H249ZM54 88H55V86H54ZM58 88H59V87H58ZM165 88H166V87H165ZM165 88H164V89H165ZM182 88H183V86H182ZM194 88H196V87H194ZM201 88H202V87H201ZM207 88H208V87H207ZM207 88H205V90H206ZM210 88H211V87H210ZM218 88H219V87H218ZM236 88H235V90H237ZM239 88H241V87H239ZM239 88H238V90H239ZM242 88H241V90H239V91L244 90V89H242ZM63 89H65V88H63ZM63 89H61V91H62ZM137 89H139V88H137ZM141 89H142V88L140 87L139 90L141 91ZM145 89H147V88H145ZM145 89H143L142 91H144ZM168 89H169V85H168ZM170 89H172V88L170 87ZM189 89H190V91L192 92V89H191V88H189ZM189 89H188V90H189ZM213 89H211V90L213 91ZM216 89H217V88H216ZM216 89H215V90H216ZM232 89H233V88H231V89H229V90L232 91ZM251 89H252V88H251ZM254 89H256V88H254ZM49 90H50V88H49ZM173 90H174V89H173ZM193 90H194V89H193ZM211 90H210V91H211ZM220 90H221V88H220ZM222 90H224L225 92L228 91V90H226V89H224V88H222ZM235 90H234V91H235ZM248 90H249V89H248ZM256 90H257V89H256ZM258 90H259V89H258ZM260 90H261V89H260ZM262 90H264V89L262 88ZM1 91H2V90H1ZM61 91H60V92H61ZM142 91H141V92H142ZM145 91H146V90H145ZM224 91H223V93H222V95H221V98H219V96H218V98L221 99V101H226V100H222V96L225 95V94H224ZM231 91H230V92H231ZM244 91H245V90H244ZM244 91H243V93H244ZM47 92H49V91H47ZM188 92H189V91H188ZM199 92H200V90H199ZM216 92H217V91H216ZM236 92H238V91H236ZM247 92H249V91H247V89H246L245 94H246V95H247V94L250 95V92H249V93H247ZM254 92H256V91H254ZM259 92H260V91H259ZM261 92H262V91H261ZM144 93H145V92H144ZM146 93H147V91H146ZM146 93H145V94H146ZM239 93H242V92H239ZM251 93H252V91H251ZM43 94H44V93H43ZM47 94H48V93H47ZM53 94L55 95V92H54ZM141 94H142V93H141ZM191 94H192V93H191ZM206 94H207V93H206ZM206 94H205V95H206ZM226 94H227V93H226ZM229 94H233V93H229ZM45 95H46V94H45ZM147 95H148V94H147ZM218 95H219V93H218ZM235 95L237 96L238 93L235 94ZM235 95H234V97H235ZM246 95H245V96H246ZM249 95H247V97L251 98V100H250L251 102L248 101V100H246L247 98L244 99V102L246 101V103H247V101H248V102H249V105H250V103H252V104H251L252 106H253V104H254L255 108H257L259 105H260L259 108H261L262 106H263L262 108H264V96H263V93H262V94H261V93H257V92H256V93H252L251 97H250ZM41 96H42V95H41ZM229 96H230V95H229ZM238 96H239V95H238ZM240 96H241V95H240ZM243 96H244V95H243ZM243 96H242V97H243ZM46 97H47V96H46ZM143 97H146V96H143ZM148 97H149V96H148ZM208 97H209V96H208ZM223 97H224V96H223ZM242 97H241V98H242ZM41 98H42V97H41ZM43 98H44V96H43ZM52 98H53V97H52ZM150 98H151V100L153 99V97H150ZM210 98H212V97H210ZM216 98H217V97H216ZM225 98H226V95H225ZM230 98H233V96L230 97ZM241 98H240V99H241ZM243 98H244V97H243ZM46 99H47V98H46ZM140 99H142V98H140ZM148 99H149V98H147V100H148ZM154 99H155V98H154ZM156 99H157V98H156ZM223 99H224V98H223ZM47 100H48V99H47ZM50 100H51V99H50ZM147 100H146V101H147ZM158 100H159V99H158ZM212 100L214 101V99H212ZM232 100H233V99H232ZM234 100H236V99H234ZM242 100H243V99H242ZM140 101H141V100H140ZM142 101H143V100H142ZM142 101H141V102H142ZM144 101H145V99H144ZM149 101H150V100H149ZM227 101H228V99H227ZM227 101H226V102H227ZM236 101H240V100L237 99ZM150 102H152V101H150ZM153 102H154V101H153ZM155 102H159V103H161L160 101H156V100H155ZM163 102H165V100H164ZM229 102H232V101L230 100ZM233 102H234V101H233ZM240 102H241V101H240ZM41 103H42V102H41ZM139 103H140V102H139ZM143 103H144V102H143ZM234 103H235V102H234ZM238 103H239V102H238ZM241 103L244 104L243 102H241ZM150 104H151V103H150ZM153 104H155V103H153ZM228 104H231V103H227V105H228ZM232 104H233V103H232ZM232 104H231V106H232ZM247 104H248V103H247ZM140 105H141V104H140ZM146 105H147V107H143V108H144V109H143V110H144V113L147 111V109H148L149 111L152 112V110H150V109L148 108V101H147V104H145V105L143 104V106H146ZM156 105H157V104H156ZM256 105H257V106H256ZM261 105H262V106H261ZM141 106H142V105H141ZM149 106H150V105H149ZM151 106L153 107V105H151ZM163 106H165L164 103H163ZM163 106H159V107L164 108ZM168 106H169V105H168ZM170 106H172V105H170ZM231 106H230V107H231ZM233 106H235V105H233ZM233 106H232V107H233ZM241 106H242V105H239V106H236V107L240 108ZM245 106H246V105H245ZM252 106H250V107H252ZM156 107H157V106H156ZM172 107H173V106H172ZM223 107H224V106H223ZM230 107H229V108H230ZM141 108H142V107H141ZM145 108H146V109H145ZM150 108H151V107H150ZM161 108H160V110H161ZM165 108H166V107H165ZM224 108H225V107H224ZM227 108H228V106H227ZM243 108H244V107H243ZM153 109H156V108L154 107ZM168 109H169V108H168ZM231 109H233V108H231ZM231 109H230V110H231ZM251 109H252V108H251ZM257 109H258V108H257ZM257 109H256V110H257ZM141 110H142V109H141ZM141 110H139V111H141ZM143 110H142L140 113H138V115H139V114H142V113H143ZM157 110H158V109H157ZM162 110H164V109H162ZM162 110H161V112L163 113ZM172 110H173V108H172ZM225 110H226V109H225ZM227 110H229V109H227ZM227 110H226V111H227ZM230 110H229V111H230ZM234 110H235V109H234ZM245 110H246V109H245ZM245 110H244V112H247V111H245ZM249 110H250V109H249ZM256 110H255V111H256ZM258 110H261V109H258ZM262 110H263V109H262ZM149 111H148V112H149ZM154 111H156V110H153V112H154ZM158 111H159V110H158ZM166 111H167V110H166ZM166 111H164V112L166 113ZM232 111H233V110H232ZM235 111H236V110H235ZM235 111H234V113L237 112V111H236V112H235ZM238 111H240V109H239ZM241 111H242V109H241ZM151 112H149V113L152 115ZM167 112H168V111H167ZM230 112H231V111H230ZM244 112L241 113V116L243 115ZM249 112H251V111H249ZM252 112H253V111H252ZM259 112H263V113H264V110H263V111H259ZM224 113H225V112H224ZM239 113H240V112H239ZM239 113H238V112L236 113V114H238L237 117H239ZM247 113H248V112H247ZM255 113H256V112H255ZM257 113H258V111H257ZM167 114H168V113H167ZM227 114H228V111H227ZM230 114H231V113H230ZM230 114H229V116H230ZM261 114H262V113H261ZM145 115H146V114H145ZM154 115H155V117H156V115H158V114H156V112H155ZM163 115H164V114H163ZM245 115H246V114H245ZM255 115H256V114H255ZM257 115H259V114H257ZM141 116H142V115H141ZM232 116L235 117L234 114H233ZM241 116H240V117H241ZM243 116H244V115H243ZM243 116H242V118H244ZM252 116H253V115H252ZM259 116H260V115H259ZM259 116H257V117H259ZM263 116H264V115H263ZM263 116H262V117H263ZM143 117H144V114H143ZM146 117H147V115H146ZM146 117H144V118H146ZM153 117H154V116H152V118H153ZM158 117H159V116H157L156 119H157ZM160 117H162V116H160ZM160 117H159V118H160ZM164 117H165V115H164ZM247 117H248V116H247ZM249 117H251V115H250ZM253 117H254V116H253ZM148 118L150 119V117H148ZM168 118H170V116L167 117V119H168ZM171 118L173 119V117H171ZM187 118H188V117H187ZM251 118H252V117H251ZM263 118H264V117H263ZM146 119H147V118H146ZM154 119H155V118H154ZM160 119H161V121H162V118H160ZM160 119H157V120L160 121ZM164 119H165V118H164ZM172 119H169V120L171 121ZM184 119H185V118H184ZM255 119H256V118H255ZM173 120H174V119H173ZM177 120H178V119H177ZM179 120L182 121V119H180V118H179ZM179 120H178V121H179ZM188 120H189V119H187V121H188ZM235 120H236V119H235ZM239 120H240V122H241V124H242L241 119H239ZM248 120H249V119H248ZM263 120H264V119H263ZM161 121H160L159 123H161ZM163 121H166V120H163ZM163 121H162V123H163L164 125H165V123H166V125L169 123L168 121H166L165 123H164ZM175 121H176V120H175ZM175 121H174V122H175ZM189 121H190V120H189ZM189 121H188V122H189ZM237 121H238V120H237ZM244 121H245V120H244ZM167 122H168V123H167ZM174 122H173V123H174ZM184 122H186V121H184ZM198 122H199V121H198ZM251 122H252V121H251ZM256 122H257V121H256ZM140 123H141V122H140ZM162 123H161V125H160L161 127L164 126V125L162 126ZM170 123H171V122H170ZM173 123H172V124H173ZM177 123H178V126H179V123H181V122H177ZM182 123H183V122H182ZM203 123H204V122H203ZM205 123H206V121H205ZM244 123H245V122H244ZM254 123H255V122H254ZM259 123H260V122H259ZM172 124H171V125H172ZM183 124H185V123H183ZM255 124H257V123H255ZM141 125H142V124H140V126H141ZM175 125H177V124L174 123V126H175ZM189 125H190V122H189ZM247 125H248V123H246V126H247ZM249 125H250V124H249ZM257 125H258V124H257ZM262 125H263V124H262ZM150 126H151V125H150ZM150 126H149V128L151 129ZM167 126H168V125H167ZM167 126H166V127H167ZM169 126H170V124H169ZM169 126L167 127L168 129L170 128ZM180 126H181V125H180ZM182 126H183V125H182ZM184 126H185V125H184ZM184 126H183V127H184ZM187 126H188V125H187ZM255 126H256V125H255ZM255 126H254V127H255ZM260 126H261V124H260ZM136 127H137V126H136ZM142 127H143V126H142ZM152 127H153V126H152ZM166 127L164 126L165 130L163 129L164 131H166V132H165V135L169 133L170 135H167V136H170L171 138H174V137H175V139L177 138V140H179V137H180L179 135H180V134H179V135H178V134L176 135V133H174V135H173V134L171 135V133H173L174 130H175V129H173V126H172V128L169 129L170 132L172 131L171 129H173V131H172L171 133L168 132V131L166 130V129H167ZM175 127H176V126H175ZM244 127H245V126H244ZM140 128H141V127H140ZM140 128H139V129H140ZM144 128H148V126H147V127H144ZM144 128H143V129H144ZM185 128H186V127H185ZM255 128H256V127H255ZM259 128H260V127H259ZM133 129H134L135 132H136V130H138L137 128H133ZM135 129H136V130H135ZM141 129H142V128H141ZM143 129H142V130H143ZM153 129H154V128H153ZM187 129H188V128H187ZM190 129H191V126H190ZM247 129H248V128H247ZM251 129H252V128H251ZM257 129H258V126H257ZM260 129H261V128H260ZM142 130H141V131H142ZM148 130H149V129H148ZM148 130L145 129V130H143V131H147V133L151 132L150 130H149V131H148ZM176 130H178V127L176 128ZM179 130H182V128L180 129V127H179ZM179 130H178V132H179ZM191 130H192V129H191ZM193 130H194V129H193ZM193 130H192V132H193ZM248 130H249V129H248ZM253 130H254V128H253ZM152 131H153V130H152ZM183 131H184V130H183ZM185 131H186V130H185ZM251 131H252V130H250V132H251ZM256 131H258V130H256ZM259 131H260V130H259ZM138 132H139L138 135H139V134H142V133H140V131H138ZM154 132H156V131H154ZM167 132H168V133H167ZM188 132H189V131H187V133H186L185 135H187ZM190 132H191V131H190ZM190 132H189V133H190ZM143 133H144V132H143ZM145 133H146V132H145ZM179 133H180V132H179ZM260 133H261V132H260ZM209 134H210V133H209ZM218 134H219V133H218ZM222 134H224V132H223ZM255 134H256V133H255ZM257 134H258V132H257ZM143 135H144V134H143ZM147 135H148V134H147ZM149 135H150V133H149ZM156 135H157L156 133H155V135H153V132H152V134H151L150 136H153V138H155ZM175 135H176V136H175ZM189 135H190V134H189ZM191 135H192V133H191ZM193 135H194V133H193ZM195 135H196V134H195ZM195 135H194V136H195ZM219 135H220V134H219ZM219 135H218V136H219ZM226 135H228V134H226ZM139 136H140V135H139ZM139 136H138V137H139ZM172 136H174V137H172ZM210 136H211V135H209V137H210ZM216 136H217V135H216ZM218 136H217V137H218ZM221 136H222V135H221ZM138 137H137V138H138ZM146 137H148V136H146ZM146 137H145V138H146ZM158 137H161V136L159 135ZM204 137H205V136H204ZM206 137H208V136H206ZM226 137H227V136H226ZM228 137H230V136H228ZM153 138L150 139V137H149V139H148V140H151V142H152V143H150V147H151V144H154V143H153V141H154ZM171 138H170V139H171ZM185 138H187V137L185 136ZM188 138H189V137H188ZM190 138H191V137H190ZM196 138H197V137H196ZM211 138H212V136H211ZM214 138H216V137H214ZM219 138H220V137H219ZM223 138H224V137H222V139H223ZM140 139H141V138H140ZM140 139H139V140H140ZM155 139H156V138H155ZM157 139H158V138H157ZM157 139H156V140H157ZM166 139H167V137H166ZM170 139H169V140H170ZM181 139H182V141H185V140H183V137H182ZM181 139L179 140L180 142H181ZM198 139H199V138H197V140L195 139V141L197 142V141L201 140L202 138L199 139V140H198ZM209 139H210V138H209ZM209 139H208V140H209ZM152 140H153V141H152ZM156 140L154 141V142L156 143V144H154V146H155V147L160 146L161 144L158 145V144H159V143L157 142L158 140H157V141H156ZM173 140H174V139H173ZM187 140H188V139H187ZM189 140L191 141V139H189ZM189 140H188V141H189ZM211 140H214V139H211ZM215 140H218V138H216ZM223 140H224V139H223ZM230 140H231V139H230ZM141 141H143V140H141ZM141 141H139L140 144H141ZM171 141H172V140H171ZM201 141H202V140H201ZM201 141H199V143H200ZM220 141H221V140H220ZM231 141H232V140H231ZM139 142H138V143H139ZM159 142H160V140H159ZM163 142H164V141H163ZM177 142H178V141H177ZM177 142H173V141H172V143H174V144H176ZM185 142H186V141H185ZM207 142H208V143H207V145H208V144H209V141H207ZM210 142L212 143V142H214V141H210ZM215 142H216V141H215ZM215 142L212 143V145H213V144L216 145L217 143L215 144ZM224 142H225V141H224ZM145 143H146V145H147V142H145ZM160 143H161V142H160ZM167 143H169V142L167 141ZM183 143H184V142H183ZM183 143H182V144H183ZM191 143H192V142H191ZM191 143H188V142H187V145H188V144H191ZM201 143H203V142H201ZM204 143H206V140H205ZM211 143H210V144H211ZM229 143H230V141H229ZM140 144H139V145H140ZM143 144H144V143H143ZM170 144H171V143H170ZM184 144H185V143H184ZM184 144H183V145H184ZM218 144H219V143H218ZM166 145H167V144H166ZM195 145H197V144H194V146H195ZM198 145H199V144H198ZM204 145H205V144H204ZM223 145H225V143H223ZM143 146H145V144H144ZM154 146H152V147H151L152 149H150V150H152V151H153V149L155 150V147H154ZM164 146H165V142H164ZM164 146H162V147H164ZM171 146H172V145H171ZM171 146H170V147H171ZM184 146H185V145H184ZM190 146H191V145H190ZM190 146H189V148H190ZM194 146L192 145V147H194ZM233 146H234V145H233ZM233 146H232V147H233ZM141 147H142V146H141ZM153 147H154V148H153ZM165 147H166V146H165ZM165 147H164V149H165ZM197 147H198V146H197ZM200 147L202 148L201 145H200ZM212 147H214V146H212ZM225 147H228V144H227V146L225 145ZM143 148H144V147H143ZM157 148L160 149V147H157ZM157 148H156V149H157ZM168 148H169V147H168ZM168 148H167V149H168ZM179 148L181 149L182 147H179ZM183 148H184V147H183ZM183 148H182V149H183ZM186 148H187V147H186ZM186 148H185V149H186ZM189 148H187V149L189 150ZM205 148H206V147H205ZM217 148H218V145H217ZM229 148H231V147L229 146ZM233 148H234V147H233ZM242 148H243V147H242ZM145 149H146V148H145ZM145 149H144V150H145ZM159 149H157L158 152H159ZM170 149H171V148H170ZM172 149H173V148H172ZM182 149H181V150H182ZM191 149L193 150V148H191ZM194 149H195V147H194ZM207 149H208V147H207ZM235 149H236V148H235ZM235 149H234L233 152L236 153ZM239 149H240V148H238V150H239ZM243 149H244V148H243ZM247 149H248V148H247ZM247 149H245V150L247 151ZM157 150H156V151H157ZM160 150H161V149H160ZM162 150H163V149H162ZM176 150H177V149H176ZM178 150H179V149H178ZM181 150H179V152H180ZM188 150H187V151H188ZM198 150H200V148H198ZM201 150H203V149H201ZM215 150H217V149H215ZM227 150H228V148H227ZM227 150H226V151H227ZM230 150H231L230 152H232V148H231ZM236 150H237V149H236ZM245 150H243V151H245ZM163 151H164V150H163ZM167 151H168V150H167ZM182 151H183V150H182ZM185 151H186V150H185ZM190 151H191V150H190ZM203 151H204V152H203L202 154L204 155V153H205V149H204ZM208 151H209V150H208ZM211 151H212V149H211ZM220 151H221V149H220ZM222 151H223V149H222ZM144 152H146V150H145ZM154 152H155V151H154ZM154 152H153V154H154ZM161 152H162V151H161ZM164 152H166V151H164ZM164 152H163V153H164ZM176 152H177V151H176ZM188 152H189V151H188ZM192 152H193V151H192ZM192 152H191V154L195 153V151H194L193 153H192ZM200 152H202V151H199V153H200ZM209 152H210V151H209ZM209 152H208V153H209ZM163 153H162V155H163ZM168 153H169V152H168ZM183 153H184V152H183ZM185 153H187V152H185ZM185 153H184V155H185ZM210 153L212 154V152H210ZM210 153H209V154H210ZM218 153H219V152H218ZM218 153H217V154H218ZM225 153H226V152H223V153L221 152V155H223V154L225 155ZM228 153H229V152H227L226 154H228ZM237 153H238V152H237ZM155 154H156V153H155ZM166 154H167V153H166ZM173 154H175V153H173ZM202 154H200V155H202ZM217 154H215V156H216ZM219 154H220V153H219ZM219 154H218V155H219ZM238 154H240V152H239ZM238 154H235V155H238ZM245 154H246V153H245ZM247 154H249V153H247ZM148 155H149V154H148ZM160 155H161V154H159V156H160ZM169 155H170V153H169ZM175 155H176V154H175ZM177 155H178V154H177ZM177 155H176V156H177ZM182 155H183V154H182ZM182 155H181L180 157H182ZM187 155H188V154H187ZM193 155H194V154H193ZM221 155H220L219 157H221ZM229 155H230V154H229ZM235 155H234V156H235ZM241 155H242V154H241ZM241 155H240V156H241ZM250 155H251V154H250ZM133 156H134V155H133ZM159 156H158V157H159ZM163 156H164V155H163ZM165 156H166V155H165ZM165 156H164V158H165ZM189 156H190V154H189ZM189 156H187V157H189ZM195 156H196V153H195ZM208 156H209V155H208ZM213 156H214V155H213ZM225 156H226V155H225ZM225 156H224V158H225ZM230 156H231V155H230ZM230 156H229V157H230ZM232 156H233V155H232ZM234 156H233V157H234ZM246 156H247V155H246ZM246 156L244 155V157H246ZM134 157H135V156H134ZM156 157H157V155H156ZM156 157H155V160L157 159ZM178 157H179V155H178ZM183 157H184V156H183ZM199 157H200V159H201L202 156H199ZM206 157H207V155H206ZM226 157H228V156H226ZM248 157L251 158V159H253L255 156H254L253 158L250 157V156H248ZM248 157H247V158H248ZM150 158H151V157H150ZM192 158H194V157L192 156ZM209 158H210V157H209ZM209 158H207L206 161H208ZM235 158H236V157H235ZM238 158H240V157L238 156ZM247 158H246V159H247ZM259 158L261 159L260 161H262V158H261V157H259ZM259 158H258V159H259ZM161 159H162V158H160V160H161ZM168 159H169V157H168ZM176 159H179V158L176 157ZM180 159H181V158H180ZM182 159H184V158H182ZM185 159H186V157H185ZM188 159H191V158H188ZM195 159H196V157L194 158V160H195ZM197 159H198V158H197ZM204 159H205V158H204ZM210 159H211V158H210ZM213 159H214V158H213ZM220 159H221V158H220ZM222 159H223V157H222ZM229 159H230V158L227 159V160H228V163H230V162L232 161V160H231L232 158L230 159V160H231L230 162H229ZM246 159L244 158V160H246ZM157 160H158V159H157ZM157 160H156V162H157ZM166 160H167V158H166ZM192 160H193V159H192ZM194 160H193V162H194ZM225 160H226V159H225ZM162 161H163V159L161 160V162H162ZM171 161H173V160H171ZM178 161H179V160H178ZM182 161H183V160H181V162H182ZM184 161H185V160H184ZM186 161L188 162V160H186ZM203 161H204V160H203ZM203 161H200V162L202 163ZM210 161L212 162V159H211ZM210 161H209V162H210ZM215 161H216V159H215ZM222 161H223V160H222ZM222 161H221V164H222ZM235 161H236V160H235ZM238 161H239V160H238ZM257 161H258V160H257ZM158 162H159V160H158ZM158 162H157V163H158ZM161 162H160V163H161ZM167 162H168V164H169V160H168ZM181 162H180V163L178 162V163L181 164L182 166H184V164H182ZM200 162H199V164H200ZM204 162H205V161H204ZM204 162H203V163H204ZM209 162H207V164H209ZM211 162H210V163H211ZM218 162H219V161H218ZM233 162H234V161H233ZM240 162H242V160H241ZM262 162H263V161H262ZM154 163H155V162H154ZM162 163H163V162H162ZM170 163H173V162H170ZM188 163H189V162H188ZM190 163H192V162H190ZM196 163H198V162H195V164H196ZM244 163H245V162H244ZM244 163H243V164H244ZM249 163H250V162H249ZM260 163H261V162H260ZM185 164H186V162H185ZM215 164H216V163H215ZM221 164H220V165H221ZM223 164H224V163H223ZM223 164H222V165H223ZM230 164H231V163H230ZM230 164H229V165H230ZM235 164H238V163L236 162ZM247 164H248V163H247ZM257 164H258V163H257ZM262 164H263V163H262ZM164 165H165V164H164ZM172 165L174 166V163H173ZM200 165H201V164H200ZM200 165H199V166H200ZM204 165H205V163H204ZM204 165H201V166H204ZM229 165L226 164L225 166L231 167V165H234V164L232 163L230 166H229ZM248 165H249V164H248ZM176 166H178V165H176ZM186 166H187V164H186ZM190 166H191V165H190ZM190 166H189V167L187 166L188 169H185V168H183V170H182L181 168H180V169H181V170L183 171V173H184V172H185L184 169H185V170H189V169H190ZM208 166L210 167V164H209ZM214 166H215V165H214ZM223 166H224V165H223ZM223 166H222V167H223ZM235 166H236V165H235ZM235 166H234V167H235ZM252 166H253V165H251V167H252ZM256 166L258 167L259 165H256ZM256 166H255V167H256ZM260 166H261V165H260ZM260 166H259V167H260ZM169 167H171V166L169 165ZM179 167H180V166H179ZM196 167H197V166H196ZM196 167H195V168H196ZM217 167H218V166H217ZM217 167H216V168H217ZM236 167H237V166H236ZM236 167H235V168H236ZM239 167H240V166H239ZM244 167H245V166H244ZM257 167H256V168H257ZM173 168H174V167H172V169H173ZM176 168H177V167H176ZM176 168H175V169H176ZM201 168H202V167H201ZM203 168H204V167H203ZM205 168H207V165H206ZM214 168H215V167H214ZM232 168H233V167H232ZM232 168H231V169H232ZM252 168H253V167H252ZM252 168H251V170H252ZM261 168H262V167H261ZM261 168H260V169H261ZM191 169H192V168H191ZM220 169H222V168H220ZM225 169H227V167H226ZM236 169H237V168H236ZM176 170H177V169H176ZM181 170H180V171H181ZM209 170H210V169H209ZM222 170H223V169H222ZM234 170H235V169H234ZM237 170H238V169H237ZM239 170H240V169H239ZM246 170H247V169H246ZM249 170H250V169H249ZM189 171H191V170H189ZM201 171H202V169H201ZM203 171H204V170H203ZM207 171H208V170H207ZM214 171H215V170H214ZM220 171H221V170H220ZM223 171H224V170H223ZM227 171H231V170H227ZM232 171H233V170H232ZM240 171H241V170H240ZM242 171H243V170H242ZM252 171H253V170H252ZM259 171H260V170H259ZM177 172L179 173V171H177ZM209 172H210V171H209ZM211 172H212V171H211ZM217 172H218V171H217ZM236 172H237V171H236ZM180 173H181V172H180ZM190 173H191V172H190ZM193 173H194V172H193ZM204 173H205V172H204ZM220 173L222 174V172H220ZM237 173H238V172H237ZM237 173H236V175H237ZM247 173H248V171H247ZM256 173H257V172H256ZM262 173H263V172H262ZM262 173H261V175H262ZM181 174H182V173H181ZM185 174H186V173H185ZM185 174H183V175H185ZM187 174H188V172H187ZM198 174H199V173H198ZM212 174H213V173H212ZM212 174H211V175H212ZM226 174H229V173L226 172ZM240 174H242V173H240ZM240 174H239V175H240ZM245 174H246V171H245ZM259 174H260V173H259ZM196 175H197V174H196ZM205 175H208V176H209V173H207V174L205 173ZM219 175H220V174H219ZM219 175L217 174L218 177H219ZM223 175H224V174H223ZM229 175H231V174H229ZM234 175H235V174H234ZM251 175H253V172H252ZM251 175H249V176H251ZM263 175H264V173H263ZM263 175H262V176H263ZM198 176H199V175H198ZM198 176H195V177H198ZM212 176H213V175H212ZM212 176H211V178H212ZM224 176H225V179H226V175H224ZM227 176H228V175H227ZM258 176H259V175H258ZM258 176H257V177H258ZM189 177H190V176H189ZM195 177H194V178H195ZM205 177H206V179H207V176H205ZM209 177H210V176H209ZM209 177H208V178H209ZM213 177H214V176H213ZM221 177H223V176L221 175ZM238 177H240V176H238ZM194 178H192L193 181H194ZM236 178H237V177H236ZM242 178H243V177H242ZM242 178H241V180H242ZM252 178H254V177H252ZM261 178H262V177H261ZM215 179H216V176H215ZM225 179H224V181H227V180H225ZM231 179H232V178H231ZM246 179H247V176H246ZM248 179H249V178H248ZM248 179H247V180H248ZM259 179H260V177H259ZM259 179H258V180H259ZM207 180H208V179H207ZM207 180H206V181H207ZM213 180H214V179H213ZM217 180H218V179H217ZM221 180L223 181V179H221ZM238 180H240V178H239ZM241 180H240V181H241ZM247 180H246V182H247ZM251 180H252V179H251ZM253 180H256V178L253 179ZM258 180H257V181H258ZM261 180H262V179H261ZM190 181H191V180H190ZM209 181H210V179H209ZM234 181L238 182L236 179H235ZM244 181H245V180H244ZM244 181H243V182H244ZM211 182H213V181L211 180ZM227 182H228V181H227ZM232 182H233V181H232ZM248 182H249V181H248ZM191 183H192V181H191ZM196 183H200V182L196 181ZM218 183H219V180H218ZM233 183H234V184H233V186H234V185H235V182H233ZM241 183H242V182H241ZM244 183H245V182H244ZM252 183H253V182H252ZM260 183H261V182H260ZM194 184H195V183H194ZM215 184H216V181H215ZM223 184H224V182H223ZM226 184H227V183H226ZM229 184L231 185V181L229 182ZM239 184H240V183H239ZM249 184H250V183H249ZM249 184H248V185H249ZM253 184H254V183H253ZM255 184H256V183H255ZM258 184H259V182H258ZM188 185H189V183H188ZM191 185H192V184H191ZM195 185L198 186L199 184H195ZM195 185H194V186H195ZM203 185H204V184H203ZM205 185H206V187H207L208 183L205 184ZM210 185H214V182H213L212 184H210ZM216 185H217V184H216ZM216 185H215V186H216ZM236 185H238V184H236ZM243 185H246V184H243ZM243 185H241V186H243ZM215 186H214V187H215ZM219 186H220V185H219ZM219 186H218V187H219ZM225 186H226V185H225ZM225 186H223V187H225ZM238 186H239V185H238ZM241 186H239V187H241ZM249 186H250V185H249ZM249 186H248V188H249ZM185 187H187V186H185ZM201 187H202V185H201ZM206 187H205V188H206ZM214 187H213V189H214ZM218 187H217V188H218ZM220 187H221V186H220ZM239 187H238V188H239ZM250 187H252V184H251ZM254 187H256V186L254 185ZM261 187H262V186H261ZM188 188H190V186H188ZM197 188H199V187H197ZM208 188H209V187H208ZM215 188H216V187H215ZM221 188H222V187H221ZM225 188H226V187H225ZM228 188H229V186H228ZM228 188H227V189H228ZM230 188H231V186H230ZM238 188H237V189H238ZM243 188H245V186H244ZM256 188H257V187H256ZM258 188H259V187H258ZM210 189H211V188H210ZM213 189H212V190H213ZM232 189H233V187H232ZM237 189H236V190H237ZM263 189H264V188H263ZM207 190H208V189H207ZM212 190H211V191H212ZM236 190H235V191H236ZM242 190H243V189H242ZM244 190H245V189H244ZM246 190H248V189H246ZM250 190H251V193H252V189H250ZM254 190H255V189H254ZM209 191H210V190H209ZM216 192H218V191L216 190ZM242 192H243V191H242ZM212 193H213V191H212ZM214 193H215V192H214ZM251 193H250V194H251ZM253 193H256V190H255V192H253ZM196 194H197V193H196ZM234 194H235V193H234ZM241 194H242V193H241ZM244 194H245V193H244ZM247 194H248V192H247ZM209 195H210V194H209ZM216 195H217V194H216ZM216 195H215V196H216ZM218 195H220V194H218ZM230 195H231V192H230ZM232 195H233V192H232ZM248 195H249V194H248ZM248 195H247V196H248ZM262 195H263V194H261V196H262ZM213 196H214V195H213ZM234 196H236V195H234ZM241 196H242V195H241ZM247 196H246V197H247ZM253 196H254V195H253ZM255 196H256V195H255ZM263 196H264V195H263ZM209 197H210V196H209ZM222 197H223V196H222ZM231 197H232V196H231ZM236 197H237V196H236ZM239 197H240V196H239ZM243 197H244V196H243ZM250 197H251V196H250ZM216 198H217V197H216ZM220 198H221V197H220ZM248 198H249V197H248ZM248 198H247V199H248ZM253 198H254V197H253ZM234 199H235V198H234ZM238 199H240V198H238ZM238 199H237V200H238ZM254 199H256V198H254ZM257 199H258V197H257ZM249 200H250V199H249ZM262 200H263V198H262ZM252 201H253V199H252ZM255 201H256V200H255ZM256 203H257V202H256ZM258 203L263 204L262 202H260V200H259ZM258 203H257V204H258ZM252 204H253V202H252ZM252 204H251V205H252ZM254 204H255V203H254ZM251 205H250V206H251ZM258 205H259V204H258ZM263 205H264V204H263ZM247 206H248V205H247ZM250 206H248V207H250ZM252 207H253V206H251L250 208H252ZM255 207H256V205H255L253 208H255ZM261 208H262V207H260L259 209H261ZM255 209L257 210V208H255ZM263 209H264V208H263ZM251 210H252V209H251ZM246 211L248 212L249 210H246ZM252 211H253V210H252ZM252 211H251V212H252ZM255 212H256V211H255ZM261 212H262V211H261ZM249 213H250V212H249ZM257 213H259V211H258ZM260 214H262V213H260ZM260 217H261V216H260ZM263 217H264V216H263ZM175 218H176V217H175ZM255 219H256V218H255ZM259 219H260V218H259ZM260 221H261V220H260ZM258 222H259V221H258ZM256 223H257V222H256ZM261 223L263 224V222H260V224H261ZM262 224H261V225H262ZM257 225H258V224H257ZM258 226H259V225H258ZM262 227H263V225H262ZM259 229L262 230V228H260V227H259ZM259 234H260V233H259ZM261 236H263V235H261ZM237 240H238V239H237ZM263 240H264V239H263ZM239 242H241V240H240ZM235 244H236V243H235ZM175 245H176V244H175ZM201 245H202V244H201ZM203 245H204V244H203ZM173 246H174V245H173ZM177 246H178V244H177ZM177 246H175V247H177ZM179 246H180V245H179ZM213 246H216V247H217L216 244H213ZM234 246H236V245H234ZM170 247H171V246H170ZM170 247H169V248H170ZM181 247H182V246H181ZM229 247H230V246H229ZM236 247H237V246H236ZM165 248H166V247H165ZM171 248H172V247H171ZM171 248H170V249H171ZM207 248H208V247H207ZM210 248H211V245H210ZM159 249H160V247H159ZM162 249H163V248H162ZM184 249H185V248H184ZM211 249H212V248H211ZM214 249H215V248H214ZM164 250H166V249H164ZM164 250H163V251H164ZM172 250H173V249H172ZM206 250H207V249H206ZM206 250H205V251H206ZM216 250H218V247L216 248ZM229 250H230V248H229ZM234 250H235V249H234ZM237 250H238V249H237ZM156 251H157V250H156ZM170 251H171V250H170ZM192 251H193V250H192ZM205 251H203V252H205ZM207 251H208V250H207ZM173 252H174V251H173ZM190 252H191L190 248H186L185 250L182 251V255L184 256V258L181 257V258H183V259H185V257L189 258L190 261H189V262L186 261V262H187V263H190V264H200V263H201V262H200V260H201V256H202L203 254L206 255V253H203V254H201V255H197V253H196L195 255L192 256V255L190 254ZM193 252H194V251H193ZM210 252H211V251H210V249H209V253H210ZM157 253H158V252H157ZM171 253H172V252H171ZM171 253H168V249H167V253H165L164 255L162 254V255H163V261H164V260L167 261L168 259H170V260H169L170 262H169V261L167 262L168 264H172L171 259L174 258V257H173L174 255H172ZM184 253H185V254H184ZM159 254H160V252H159ZM159 254H158V255H159ZM173 254H174V253H173ZM180 254H181V253H180ZM233 254H234V253H233ZM158 255H157V256H158ZM235 255H236V254H235ZM175 256H176V255H175ZM178 256H179V254H178ZM154 257H156V256H154ZM176 257H177V256H176ZM203 257H204V256H203ZM240 257H241V256H240ZM158 258H159V257H158ZM177 258H178V257H177ZM204 258H205V257H204ZM206 258L208 259V257H206ZM206 258L204 259V261L206 260ZM235 258H236L235 260H237L238 257L236 256ZM183 259H182V261H183ZM186 260H188V259H186ZM219 260H221V259H219ZM233 260H234V259H233ZM235 260H234V261H235ZM174 261H176V260L174 259L173 262H174ZM202 261H203V260H202ZM238 261H239V260H238ZM239 262H240V261H239ZM164 263H165V262H161V261H160V264H164ZM181 263H182V262H181ZM183 263H184V262H183ZM187 263H186V264H187ZM174 264H177V263H174Z\"/></svg>", "mask_w": 264, "mask_h": 264}]
</instances>
